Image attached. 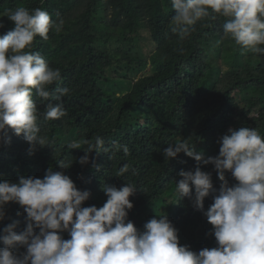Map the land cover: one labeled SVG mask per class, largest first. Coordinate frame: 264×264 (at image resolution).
Here are the masks:
<instances>
[{
    "label": "trees",
    "instance_id": "16d2710c",
    "mask_svg": "<svg viewBox=\"0 0 264 264\" xmlns=\"http://www.w3.org/2000/svg\"><path fill=\"white\" fill-rule=\"evenodd\" d=\"M18 7L41 8L57 23L63 21L61 30H50L47 40L37 36L31 51L40 52L60 71L59 86L69 89L63 97L67 114L46 120L47 102L33 93L40 135L48 145L30 149L23 134L9 130V142L0 141V181L42 179L52 168L68 175L79 190L90 191L82 206L97 208L107 200L102 185L133 184L128 219L139 230L154 216L167 215L180 245L196 252L217 247L213 226L203 214L214 194L205 197L200 210L175 192L179 171L197 167L210 172L219 189L222 182L214 165L198 164L183 152L166 161L162 150L186 140L207 159L219 154V140L229 128H255L264 136V54L236 45L223 32L227 18L216 13L198 21L181 39L173 31L171 0H0V34L14 27L5 13ZM97 136L110 149L113 142L126 145L128 153L123 148L109 154L93 151L81 165L86 142L94 143ZM72 142L81 148H69ZM60 162L71 166L62 168ZM124 164L128 171L116 176ZM225 176L230 186L237 183L230 172ZM5 209L0 234L14 221V231H23V208L8 202ZM62 236L70 238L67 232Z\"/></svg>",
    "mask_w": 264,
    "mask_h": 264
},
{
    "label": "clouds",
    "instance_id": "9594fccd",
    "mask_svg": "<svg viewBox=\"0 0 264 264\" xmlns=\"http://www.w3.org/2000/svg\"><path fill=\"white\" fill-rule=\"evenodd\" d=\"M173 31L181 39L194 31V26L212 13L227 18L223 32L242 50L264 54V0H171ZM14 27L0 34V141L9 142L8 132L23 134L30 149L48 145L40 135L38 106L33 93L46 103V120L60 119L67 112L63 97L69 89L60 87L61 73L53 69L38 51H31L37 36L49 38L50 30L59 32L57 23L41 8L18 7L6 11ZM4 27L0 20V28ZM54 82L55 88H50ZM79 163L85 165L90 153L109 154L126 145L113 142L111 149L103 138L86 142ZM219 154L204 158L202 151L186 140L164 148L166 161L183 152L198 164L214 165L219 189L213 186L210 172L180 170L175 192L187 197L194 207L203 210L210 194L213 203L204 211L213 226L217 247L193 251L180 245L178 230L167 215L154 216L139 230L128 219L133 208L129 199L136 186L127 183L117 188L102 185L107 196L103 206L84 207L90 191L79 190L62 171L46 170L44 177L20 176L17 183L0 181V220L5 205L18 203L26 213V227L14 231L18 221L6 225L0 234V264H264V136L255 128H229L220 140ZM81 148L77 142L68 145ZM111 156L109 155V159ZM62 168L71 166L60 162ZM99 170L98 165H93ZM128 165H122L116 176H123ZM237 183L229 185L225 173ZM38 229V231H35ZM67 232L69 239L62 233ZM22 247L24 252L13 251Z\"/></svg>",
    "mask_w": 264,
    "mask_h": 264
}]
</instances>
